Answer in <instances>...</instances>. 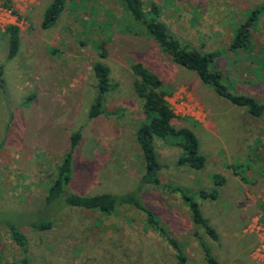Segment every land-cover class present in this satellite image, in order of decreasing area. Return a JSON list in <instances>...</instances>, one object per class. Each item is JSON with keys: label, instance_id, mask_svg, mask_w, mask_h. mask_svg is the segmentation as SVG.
Instances as JSON below:
<instances>
[{"label": "rangeland", "instance_id": "1", "mask_svg": "<svg viewBox=\"0 0 264 264\" xmlns=\"http://www.w3.org/2000/svg\"><path fill=\"white\" fill-rule=\"evenodd\" d=\"M49 2L0 0V264H24L22 258L25 264L178 263L166 240L131 204L106 215L64 205L63 197L61 204L45 203L74 132L80 138L67 189L82 195L135 192L181 243L185 264H206L201 241L217 264H264V241L255 228L264 218V116L231 103L175 63L133 21L122 0H65L55 23L44 28ZM143 3L157 5L158 19L171 35L202 54L214 53L210 69L221 72L229 90L264 102V0ZM257 8L249 44L231 48L239 26ZM9 24L18 25L20 45L8 59ZM97 60L110 73L102 112L90 117ZM136 62L161 79L175 114L172 123L191 129L206 157L201 169L177 165L180 138L154 137L164 189L141 182L145 165L136 133L148 119L134 88ZM215 174L224 178L222 184ZM174 185L187 188L198 202L216 239L193 224L184 201L168 191ZM200 189L215 192L214 198L201 197ZM53 218L50 228L34 227ZM11 225L24 236V246L10 238Z\"/></svg>", "mask_w": 264, "mask_h": 264}, {"label": "trees", "instance_id": "2", "mask_svg": "<svg viewBox=\"0 0 264 264\" xmlns=\"http://www.w3.org/2000/svg\"><path fill=\"white\" fill-rule=\"evenodd\" d=\"M126 9L130 12L133 21L141 26L142 31L149 35L158 45H160L171 57V59L196 73L198 78L208 86H210L218 95L229 100L231 103L244 106L255 116H264V102L258 101L251 95L244 93H236L229 90L221 81L222 74L220 71L210 69V62L214 58V53L202 54L198 49L192 47L188 43H183L180 39L171 35L165 24L158 19L159 9L155 3H151L148 8H144L143 0H122ZM65 6V0H50L44 9L41 25L42 27H50L57 20L60 12ZM262 8V7H261ZM261 8L252 10L248 19L242 23L236 32L231 48H241L249 44L250 28L253 18ZM146 9V10H145ZM4 34L7 36V52L6 57L13 58L16 56L20 45L19 27L15 24H9L5 27ZM100 57L106 55L103 44L98 45ZM131 68L136 76L134 80V88L142 100V106L147 123H144L137 129L136 139L144 161L145 171L141 177V182L151 185L158 189L162 184L159 171L161 164L157 159L154 149L153 138L158 137L166 139L170 136L180 138L182 147L181 155L177 158V165H187L190 168H203L206 157L199 152V143L194 132L188 127H175L172 123L175 114L171 109L167 99L166 91L162 88L163 83L156 74L147 70L140 62L133 63ZM92 71L96 78V94L94 102L91 105L89 116H95L102 112L100 108V98L108 86V78L110 70L107 65L101 60L94 61ZM2 84V66H0V85ZM79 134L74 132L70 138L72 149L60 164L57 170V175L53 179L52 184L48 187L45 195V203L56 202L59 197H63V204L69 207L97 210L101 214L110 215L115 208L123 203L131 204L144 215L145 225L158 233L173 250L177 257V264H185L186 256L182 252L181 243L174 237L167 228L158 220L154 211L147 205L141 203L139 196L135 192H127L120 195L111 193H100L94 195H82L72 190L67 189L69 174L71 170L72 150L79 140ZM217 184H222L224 178L218 174L213 175ZM51 181V180H50ZM170 192L177 193L181 200L187 205L189 215L193 224L201 227L204 232L211 238L216 239L217 234L215 229L209 224L208 220L202 215L200 205L191 195L188 194L187 188L174 185L168 187ZM203 198H214L215 192H205L202 189L198 190ZM138 193V192H137ZM61 200L58 203L61 204ZM54 222L51 219L40 221L34 224L37 229L50 228ZM10 238L19 246H24L25 238L20 233L16 226H9ZM200 246L204 253L206 264H217L216 258L210 253L207 245L201 241ZM26 263L27 260L22 258L20 263Z\"/></svg>", "mask_w": 264, "mask_h": 264}, {"label": "built area", "instance_id": "3", "mask_svg": "<svg viewBox=\"0 0 264 264\" xmlns=\"http://www.w3.org/2000/svg\"><path fill=\"white\" fill-rule=\"evenodd\" d=\"M255 228L260 237V241L263 242L264 240L261 237H264V218L262 219V221L255 225ZM260 229H262V232H259ZM261 247H263V244L261 245Z\"/></svg>", "mask_w": 264, "mask_h": 264}, {"label": "crops", "instance_id": "4", "mask_svg": "<svg viewBox=\"0 0 264 264\" xmlns=\"http://www.w3.org/2000/svg\"><path fill=\"white\" fill-rule=\"evenodd\" d=\"M15 25H17V24H15ZM18 26V25H17Z\"/></svg>", "mask_w": 264, "mask_h": 264}]
</instances>
